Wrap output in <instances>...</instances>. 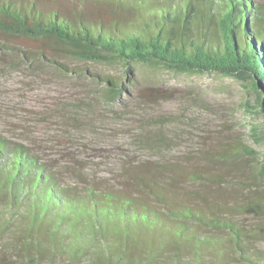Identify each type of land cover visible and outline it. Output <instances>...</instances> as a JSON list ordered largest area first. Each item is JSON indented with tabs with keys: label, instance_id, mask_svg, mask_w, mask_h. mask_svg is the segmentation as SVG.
Returning a JSON list of instances; mask_svg holds the SVG:
<instances>
[{
	"label": "trees",
	"instance_id": "1",
	"mask_svg": "<svg viewBox=\"0 0 264 264\" xmlns=\"http://www.w3.org/2000/svg\"><path fill=\"white\" fill-rule=\"evenodd\" d=\"M0 32L55 41L82 61H120L126 71L140 62L249 75L264 111L261 0H0ZM0 47L16 50L7 42ZM19 51L21 60L55 62L41 49ZM95 75L108 96L122 94L117 77ZM262 130L253 127L254 138L264 141ZM241 152L255 150L226 144L217 159ZM172 167H122L112 183L83 171L68 179L70 169L0 134V251L12 253V261L0 256V264H264L256 244L264 222L250 227L236 219L264 216V201L212 200L181 187L179 176L200 178V170L181 175ZM205 178L220 180L221 173Z\"/></svg>",
	"mask_w": 264,
	"mask_h": 264
},
{
	"label": "rangeland",
	"instance_id": "2",
	"mask_svg": "<svg viewBox=\"0 0 264 264\" xmlns=\"http://www.w3.org/2000/svg\"><path fill=\"white\" fill-rule=\"evenodd\" d=\"M2 42L16 50L0 47V134L28 144L60 170L70 169L66 178L83 171L112 183L122 167L160 171L170 165L175 174L200 170V178L179 176L181 187L202 190L212 200L264 201V141L253 135V127L263 131L264 118L246 81L140 62L126 71L120 61H82L55 41L0 32ZM23 49H41L55 62L21 60ZM95 74L117 77L122 94L108 96ZM237 142L255 153L217 159L223 145ZM220 173V180L205 178ZM236 219L250 227L264 222L255 213ZM256 244L264 249V238ZM6 254L5 260L12 253Z\"/></svg>",
	"mask_w": 264,
	"mask_h": 264
},
{
	"label": "water",
	"instance_id": "3",
	"mask_svg": "<svg viewBox=\"0 0 264 264\" xmlns=\"http://www.w3.org/2000/svg\"><path fill=\"white\" fill-rule=\"evenodd\" d=\"M214 72V71H213ZM206 73V72H204ZM217 73V72H216ZM221 74V73H220ZM224 75V74H222ZM226 76H231V75H226ZM231 77H235L237 79H240V80H243V81H246L247 82V88L250 89L251 91H253L257 97V92L256 90L254 89L253 85H252V81H251V78L249 75H244L243 77H236V76H231ZM257 101V100H256ZM257 107H258V110L259 112L262 114L263 118H264V111L262 109V106L260 104V102L257 101Z\"/></svg>",
	"mask_w": 264,
	"mask_h": 264
}]
</instances>
